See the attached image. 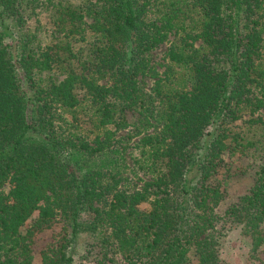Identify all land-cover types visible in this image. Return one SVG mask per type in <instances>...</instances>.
<instances>
[{"label":"trees","instance_id":"obj_1","mask_svg":"<svg viewBox=\"0 0 264 264\" xmlns=\"http://www.w3.org/2000/svg\"><path fill=\"white\" fill-rule=\"evenodd\" d=\"M33 1L0 0V264H31L34 237L59 221L73 241L80 231L99 232L96 264H119L112 252L124 264H223L216 231L223 195L209 180L240 110L264 130V0H193L199 18L190 30L199 48L177 11L157 8L156 16L151 0L77 7L47 0L62 36L42 46L36 32L23 33V3ZM86 16L92 22L84 29ZM87 31L91 40L75 52V38ZM171 31L180 38L167 59L188 66L190 86L161 92L157 80L150 99L137 77ZM55 69L63 70L58 82L49 75ZM84 99L92 140L61 116ZM151 117L160 128L149 133ZM135 138L133 164L152 176L141 188L123 176L124 149ZM83 213L92 217L86 224ZM224 217L243 225L254 249L264 244V163ZM72 262L64 253L56 260L44 254L42 264Z\"/></svg>","mask_w":264,"mask_h":264},{"label":"rangeland","instance_id":"obj_2","mask_svg":"<svg viewBox=\"0 0 264 264\" xmlns=\"http://www.w3.org/2000/svg\"><path fill=\"white\" fill-rule=\"evenodd\" d=\"M33 1V0H31ZM52 4L62 3L64 6L77 7L87 0H50ZM154 8L153 14L157 16V8L159 12L167 10H176L178 17L184 19L185 27L189 43H193L195 48L202 46L201 40L194 38L195 21L199 18L198 10L193 8V0H151ZM55 7L48 5L47 0H34L33 3H23L22 13L26 15L27 22L23 28V33L36 32L37 40L42 46H46L51 42L61 38V34L57 32L55 21ZM92 22L91 18L86 16L84 29ZM91 32L87 31L83 39L75 38V52L83 50L91 40ZM184 36V34H183ZM180 38V34H175L171 31L168 34V39L154 48L148 55V67L142 75L137 77V82L140 91L144 96H150V99L155 95V82L159 80V88L161 92H172L175 90H185L190 86L188 66H181L171 63L167 59V50L169 46L175 43ZM264 51V50H263ZM82 54H84L82 52ZM264 57V54H261ZM264 62V58H263ZM73 68H78L77 61L73 63ZM59 70H54L49 73L54 81L58 82L64 77ZM63 71V70H62ZM45 76H48L46 74ZM147 101V98H145ZM147 103V102H146ZM149 104V103H148ZM74 111V112H72ZM72 111H62L61 116L77 124L83 136H89L90 140L95 137V127L92 111L88 100L84 99L80 105ZM263 112V111H262ZM241 118L229 124V136L225 141L226 148L221 153V162L216 168V174L209 180L213 185L217 186L222 193V200L216 208L217 214L221 216L216 224V231L219 233L218 251L219 258L223 264H264V244L257 249L251 245L250 236L245 232L243 225L239 223L226 222L224 212L226 209L235 204L240 197L247 194L253 186L258 167L264 163L263 151V134L264 130L261 126L248 123L247 109L240 110ZM130 121L132 116L129 115ZM157 119L151 117L153 128L149 131H158L160 124ZM211 131V128L208 129ZM99 131V134H102ZM126 131L119 133L123 136ZM137 140L133 139L124 149V160L126 169L123 171V176L132 179L130 187L137 186L141 188L144 182L151 179V175L138 170L133 164V158L137 156ZM128 167V168H127ZM8 187H5V191ZM141 211L149 210V203H142L138 207ZM89 213H83L80 221L84 224L91 220ZM37 219L35 212L20 229L22 235L30 228ZM69 227L65 226L62 221L56 222L51 228L37 234L32 243V261L31 264H42L43 255L46 254L51 260H56L64 253L66 256H71L73 262L71 264H96L101 258L102 248L100 246V234L98 231H80L77 238L73 241L69 235ZM114 256V260L119 264H124L118 254ZM109 264V263H108ZM190 264H196L192 259Z\"/></svg>","mask_w":264,"mask_h":264}]
</instances>
